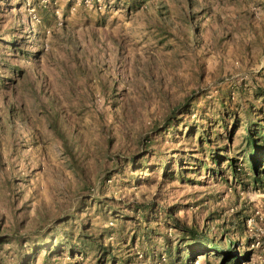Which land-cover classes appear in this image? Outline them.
I'll return each mask as SVG.
<instances>
[{
    "label": "rangeland",
    "instance_id": "obj_1",
    "mask_svg": "<svg viewBox=\"0 0 264 264\" xmlns=\"http://www.w3.org/2000/svg\"><path fill=\"white\" fill-rule=\"evenodd\" d=\"M255 88L264 0H0V264H97L100 246L103 264H219L184 260L192 232L264 264V189L242 153ZM41 236L49 256L30 248Z\"/></svg>",
    "mask_w": 264,
    "mask_h": 264
},
{
    "label": "trees",
    "instance_id": "obj_2",
    "mask_svg": "<svg viewBox=\"0 0 264 264\" xmlns=\"http://www.w3.org/2000/svg\"><path fill=\"white\" fill-rule=\"evenodd\" d=\"M15 40H11V44H14ZM25 52V51H23ZM253 95L255 99H261L262 100V105L261 106H255L254 104H250L248 106V108L245 109V113H247V115L249 116V114L252 111L257 112V114L255 113V115H263L261 116V118H258L256 120H254V118H247L246 119V130L247 133L244 136V148L242 149V153L243 155H245V159L244 162L246 163V168H248L249 172H246V175H251V180L252 183H255V185H259L258 187H262L264 189V180H263V175H264V88H255L253 90ZM189 100V98L187 99ZM192 103H196V98L192 99L191 102L189 104L192 105ZM221 105H222V110L224 111L225 106L223 104V102L221 101ZM180 108V107H179ZM177 108V109H179ZM187 111V110H186ZM186 111H181L180 113H186ZM176 113V112H174ZM225 113V112H224ZM234 115V123H238V119H240L237 115ZM191 124H188V129L185 132L187 137H190L192 135V133H196L197 129L195 128V130H193V127L190 128ZM175 124L174 122H167L166 125L164 126V132L165 131H169V129H171L172 127H174ZM205 134L204 132H200L197 136V143L200 149L199 152L205 153V144L211 143V140L209 138V136L206 134V130ZM228 132V131H227ZM206 149L208 150V155L211 159L212 164H216L218 167H220V159L222 158V154L220 152V150L222 148L220 147H215V146H206ZM69 151V150H68ZM142 157H144V155L139 156V158L136 159V156L133 155L131 157L128 158V164H130V166L132 168H135L136 162L141 159ZM227 159V158H226ZM225 159V160H226ZM147 159L144 160H140L142 161L141 166L144 167V170L149 169V166H146V164L144 163V161H146ZM201 162L202 166H206V167H210V170H215L213 168L212 165L208 166L209 164H207L206 162H204L203 160H199ZM235 160H229L227 162V166L229 167L231 174L235 177L236 173H238L237 171L240 170H236L237 166L234 162ZM137 169V168H136ZM135 169V170H136ZM242 169V168H240ZM139 170H140V166H139ZM167 176H174V173L171 171V173L168 174H164ZM175 177V176H174ZM110 178V177H109ZM242 183V182H241ZM246 185H249L248 182L245 183ZM244 220H236L233 222V224L237 225V227L240 228V230L243 229V223ZM195 233L192 232L191 236H189V238H187V241L189 243H191V248H193V250L189 253H187V256L184 258V260H187L188 262H191L196 255H198V252H201L200 254H205L207 251H213L215 253V255H218L220 257V262L219 264H238V260L239 258H242L244 260H247V258L249 257V253L248 252H239V253H232L231 249L228 245L227 249H223L222 246H220L219 242H216L214 240H208L203 239V238H198L195 237L194 235ZM14 237V239L16 240V242H18L19 244H25L27 243L29 240L27 238H23L22 236H12ZM6 238V235H0V243L2 242V240ZM40 242L37 247H30L32 250H34V253L36 251H38V249H43L45 250V252L47 253V255H51L55 249V246L53 245H49L48 242H46L45 237H40L39 238ZM192 241V242H191ZM186 242V241H185ZM95 243V241H94ZM229 243H231V240H229ZM192 244H195L192 245ZM193 246V247H192ZM101 249V258L99 256V259L97 261V264H103L105 263V261L102 262V260L104 259V257L106 256H110L111 261L114 263V260L116 259V256L113 255L111 253V250H108L107 248H104L102 246L99 247ZM205 250V251H203ZM177 252V251H176ZM32 259V258H31ZM31 259H29V255L26 254V257L22 260L19 261L18 264H30ZM121 264H126L125 261H121Z\"/></svg>",
    "mask_w": 264,
    "mask_h": 264
},
{
    "label": "built area",
    "instance_id": "obj_3",
    "mask_svg": "<svg viewBox=\"0 0 264 264\" xmlns=\"http://www.w3.org/2000/svg\"><path fill=\"white\" fill-rule=\"evenodd\" d=\"M139 256H141V253H138ZM193 264H198V261L197 260H194L193 261Z\"/></svg>",
    "mask_w": 264,
    "mask_h": 264
}]
</instances>
